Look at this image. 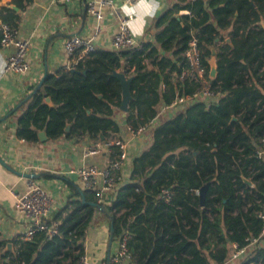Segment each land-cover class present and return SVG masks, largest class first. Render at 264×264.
I'll return each mask as SVG.
<instances>
[{
	"label": "trees",
	"instance_id": "16d2710c",
	"mask_svg": "<svg viewBox=\"0 0 264 264\" xmlns=\"http://www.w3.org/2000/svg\"><path fill=\"white\" fill-rule=\"evenodd\" d=\"M33 2L12 0L17 12L1 6V22L17 31L20 13ZM263 25L264 0H175L153 20L152 41L98 48L73 70L47 73L20 102L19 139L36 143L43 131L50 141L109 142L126 126L144 127L151 140L132 160L130 181L118 182L114 199L101 204L104 213L89 204L97 203L93 191L69 182L65 204L45 220L57 234L0 239V264H77L98 213L112 223L113 241L127 235L130 264H264V158L256 155L264 146ZM192 38L208 75L215 51L217 74L208 81L218 99L157 117L159 106L197 88L177 80ZM115 72L130 80L124 116ZM109 149L110 159L116 158L119 147ZM252 239L257 243L251 247ZM234 245L246 252L231 261Z\"/></svg>",
	"mask_w": 264,
	"mask_h": 264
},
{
	"label": "crops",
	"instance_id": "0c3cea01",
	"mask_svg": "<svg viewBox=\"0 0 264 264\" xmlns=\"http://www.w3.org/2000/svg\"><path fill=\"white\" fill-rule=\"evenodd\" d=\"M88 1L90 0H74L64 4L59 0H34L20 13L17 38L29 42L26 57L29 69L26 73L4 72L6 61L14 53L15 47L0 46V239L3 241L22 236L27 227L28 222L13 208L11 194L25 190L29 178L24 175L36 174L37 184L53 197L51 218L71 194L69 182L84 189L79 178L69 173L70 169L88 166L103 168L110 160V149L104 146V142H94L87 137L80 140L60 137L50 141L45 132L40 131L38 141L29 143L16 136V120L23 111L17 105L33 90L44 72L55 73L68 63L69 58L63 49L64 41L73 36L88 38L94 33L96 21L85 9ZM174 1L158 0L159 8L151 16L146 15L150 0H138L125 6L121 5L122 0H114V6L128 18L129 30L136 45H139L140 42L152 41L153 29L150 26L153 20ZM11 2L12 0H0V7H8ZM102 13L103 18L98 22L100 33L94 45L96 49H112L111 41L118 30V17L111 8L102 9ZM52 37L54 38L51 39ZM166 115L165 113L160 118ZM128 129L126 126L122 127L118 135L127 144V159L118 185L130 181L132 160L151 140L148 131L136 136ZM96 143H99L98 152L89 153L88 148ZM44 174L50 177H44ZM109 224L108 219L100 213L92 218L86 230L84 264H106L108 252L111 253L115 247L114 241L109 243Z\"/></svg>",
	"mask_w": 264,
	"mask_h": 264
},
{
	"label": "built area",
	"instance_id": "2783aa9c",
	"mask_svg": "<svg viewBox=\"0 0 264 264\" xmlns=\"http://www.w3.org/2000/svg\"><path fill=\"white\" fill-rule=\"evenodd\" d=\"M64 4H69L74 0H59ZM138 0H122L121 5L125 6L133 4ZM114 0H90L87 2L85 9L89 16L96 21V26L92 36L83 38L80 36H73L63 43V49L68 56V63L64 66L67 70H73L78 59L83 58L86 54L96 49L94 41L100 33L98 22L103 18L102 9L111 8L118 17V30L114 35L111 45L113 49H122L136 46V41L132 36L128 27V18L120 12L118 7L114 6ZM13 45L15 51L8 57L4 72L7 74H24L29 69V62L27 60V52L29 49V42L17 38V31L6 23H0V46ZM78 52L76 55L75 53ZM186 58V66L177 75L179 82L189 81L196 85V90L188 94L176 95L174 100L168 105H162L161 111L158 112L157 117L168 113L177 112L185 106L202 102L208 104L218 98L219 94L212 92L208 78H211L200 60V52L197 46L196 38H192L184 52ZM133 135L139 136L143 134L146 129L139 128L136 131L128 129ZM264 143V140L261 141ZM98 145L88 148L89 153L98 152ZM118 146L120 152L114 159H110L107 165L103 168L95 166L72 168L69 170L70 174H75L85 190L93 191L98 204L104 203L105 198L113 200L117 189L118 181L121 178L124 163L127 159V144L123 139L115 138L109 142H104V146ZM259 158H264V146L256 151ZM13 197V208L20 213L28 222L25 232L22 235L24 240L32 237L34 232L46 230L50 237L57 234L55 225L47 226L45 220L50 218L54 209L53 197L46 192L36 180L29 178L26 183V188L23 192H11ZM259 217L262 219V229L260 236L264 237V207L259 212ZM127 235H123L115 240V247L109 256V264H130V256L127 247ZM257 243L256 239H252L249 246H254ZM246 248H236L231 254V259H237L244 255ZM86 257L82 256L77 264H84Z\"/></svg>",
	"mask_w": 264,
	"mask_h": 264
},
{
	"label": "water",
	"instance_id": "95a60500",
	"mask_svg": "<svg viewBox=\"0 0 264 264\" xmlns=\"http://www.w3.org/2000/svg\"><path fill=\"white\" fill-rule=\"evenodd\" d=\"M8 8L13 9L15 11H18V9L16 8V6L14 4L8 5ZM263 27H264V25H263ZM214 55H215V51H213V56L209 60V76L211 78H214L217 74V67H216ZM45 76H46V72H44L43 76L41 77L39 82L36 84L34 89L30 92V94L36 92L41 87ZM113 76H115L119 79L121 86H122L123 100L121 103L120 110L122 112V116H124L126 111H127V102H128L129 96H130V94H129V82H130V80L128 78H126L122 73H118V72L113 73ZM45 103L48 104L49 106H53V103L51 102L49 97L45 98ZM19 106H20V104L17 105V107H19ZM123 124L125 125V121H123ZM68 128L69 127L67 126L66 131L68 130ZM24 176L26 178H33V179H35L37 177L36 174H26ZM244 182L247 185H251L250 181L247 179H245ZM205 191H206V186L201 188V190H200V199H201L202 204H203L204 197H205ZM89 204L92 205L93 207H95L96 209H98L100 212L104 213V207L101 206L100 204H98V203H89ZM112 241H113V226H112V223H110L109 224V243L111 244ZM6 249H11L10 243L7 244ZM109 256H110V252H108V255L106 258V264H109Z\"/></svg>",
	"mask_w": 264,
	"mask_h": 264
},
{
	"label": "clouds",
	"instance_id": "9594fccd",
	"mask_svg": "<svg viewBox=\"0 0 264 264\" xmlns=\"http://www.w3.org/2000/svg\"><path fill=\"white\" fill-rule=\"evenodd\" d=\"M159 8L158 0H150L148 3V12L146 15L151 16L154 15L155 11Z\"/></svg>",
	"mask_w": 264,
	"mask_h": 264
},
{
	"label": "rangeland",
	"instance_id": "374dc122",
	"mask_svg": "<svg viewBox=\"0 0 264 264\" xmlns=\"http://www.w3.org/2000/svg\"><path fill=\"white\" fill-rule=\"evenodd\" d=\"M159 111H161V108H158V112H159ZM166 114H168V113H166ZM164 115H165V114H164Z\"/></svg>",
	"mask_w": 264,
	"mask_h": 264
}]
</instances>
